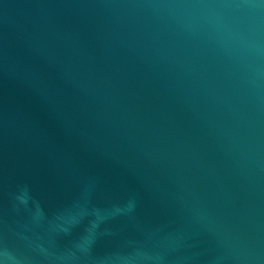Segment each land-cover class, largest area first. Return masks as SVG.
Here are the masks:
<instances>
[{"label":"water","instance_id":"water-1","mask_svg":"<svg viewBox=\"0 0 264 264\" xmlns=\"http://www.w3.org/2000/svg\"><path fill=\"white\" fill-rule=\"evenodd\" d=\"M0 264H264V0H0Z\"/></svg>","mask_w":264,"mask_h":264}]
</instances>
